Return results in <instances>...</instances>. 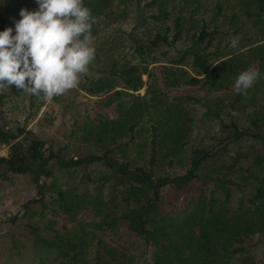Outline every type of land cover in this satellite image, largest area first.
Returning a JSON list of instances; mask_svg holds the SVG:
<instances>
[{"label":"trees","instance_id":"16d2710c","mask_svg":"<svg viewBox=\"0 0 264 264\" xmlns=\"http://www.w3.org/2000/svg\"><path fill=\"white\" fill-rule=\"evenodd\" d=\"M132 1L137 10L147 12L137 13L131 28L124 32L123 18L119 19L124 10L111 6L113 0H83L95 19L102 14V17L110 16L112 23L117 21L112 34L105 37L108 47L122 49L121 37H126L132 53L144 58L143 65H138L110 57L109 64L99 68L102 76H83L80 84L88 95H104L97 100L101 106L114 107L115 114L110 118L95 115L81 126L85 140L97 144L106 141L112 144L111 148L105 146L96 153L65 157L61 147L50 145L24 126L0 125V145L6 147V154L0 156L4 174L26 175L35 193L34 198L22 203L23 212H28L34 204L44 206V194L53 189L58 209L74 226L63 235L45 236L29 225L35 264H84L82 243L89 239L85 234L86 226L112 228L117 224L137 237L144 250L141 254L146 257L140 261L148 264H257L248 252L246 241L251 235H264V176L258 172L264 169V114L252 105L250 126L243 127L227 114L237 101L243 100V94H235L217 109L208 108L204 99L208 97L214 103L211 96L218 98L227 93L251 60L258 61V70L263 67L264 54L260 51L264 44L259 34L264 30V0ZM118 2L123 4L125 0ZM223 3L230 4V13L223 11ZM37 7L35 0H0V31L6 27L15 30L21 8L31 11ZM238 15L240 22L243 19V23L249 22L258 28L257 34L244 45L248 47V54L244 55L241 50L233 53L209 50L217 32L213 21L226 18L232 25L238 22ZM151 22L158 26L147 34L145 41L137 40L136 29ZM113 37L119 40L115 48ZM161 47H172L177 53L175 58L164 59L192 71L191 74L181 68V73L176 74L174 70L166 71L163 65L160 67L162 84L168 87L201 84L206 88L203 98L178 97L168 102L167 96L164 98L160 92V96L154 94L147 101H139L142 98L131 93L147 85L152 78L154 72L146 71L145 65L156 60L149 62L144 56ZM142 74L146 75V82L141 79ZM153 84L159 88L155 79ZM122 94L129 98L123 100ZM186 99L190 101L185 102ZM191 104L200 105L205 118L218 119V136L207 132L196 134L198 140L207 138L205 144L200 141L189 144L194 135L189 114ZM145 121L148 134L141 137L140 124ZM137 138H144L142 143L148 149L145 166L124 156L126 146ZM243 140H252L261 147L255 150L253 144L244 146ZM215 146L218 147L214 149ZM245 147H253L255 151ZM181 156L186 159L182 169L169 173L166 168L173 166ZM160 162L165 163L163 170L159 168ZM52 163L60 169L100 164L107 171L104 179L108 180V197L104 200L99 193L55 189L54 183L46 182L52 175ZM196 182L199 191L195 196L189 195L177 204L163 201V189L181 190ZM246 186L249 191L244 195ZM232 191L237 193V198L231 205ZM83 209L93 213L90 222L76 219V213ZM9 240L10 247L15 249L18 239L10 236ZM14 254L19 256L20 253L13 251ZM133 259L125 248H114L99 239L91 264H139Z\"/></svg>","mask_w":264,"mask_h":264},{"label":"rangeland","instance_id":"374dc122","mask_svg":"<svg viewBox=\"0 0 264 264\" xmlns=\"http://www.w3.org/2000/svg\"><path fill=\"white\" fill-rule=\"evenodd\" d=\"M117 1L119 0H113V5H110L116 8L121 7L124 10V15L119 17V19L123 18L121 27L124 32H127L131 28L137 13H146L147 11L137 10L132 0H125L123 4H120L121 2L117 3ZM204 1L213 2L214 0ZM114 7L112 10H115ZM222 8L225 13H230L232 9L230 4L227 3H223ZM101 15L96 18L100 19L98 22L96 20L91 29L92 46L95 48V58L91 62L88 72L86 74H81L77 87L68 90L61 96L53 97L51 102L44 99L43 94L37 97L36 95H30L25 91L18 90L15 86L10 87L9 90L0 91V125L24 126L38 137L44 138L50 145L61 147L62 155L65 157H76L87 153H96L104 149L105 146L111 148L112 144L106 141L97 144L93 141L85 140L81 131V126H84L88 122V118L94 117L95 115L108 116L110 118L115 114L114 107L109 105L101 106L97 100L104 95H88L81 89L80 84L84 80L83 76H93L94 78H98L99 75L102 76L103 74L99 73V68L106 67L107 64H109L110 57L119 59V62H129L138 65H143L141 63L144 58L139 57L136 53H132L126 37H121L122 49L119 50L117 47L112 50L108 47L107 43L104 42L105 37L107 34H112L111 29L114 28L117 21L112 23L110 16L102 17ZM236 19L238 22L232 25L228 23L226 18L220 17L213 21V23L217 24V32L214 39H212L209 50H214V52H227L229 50V53L241 50L244 55L248 54V52H246L248 47L244 45L248 43L249 38L252 39L254 35L257 34L258 28L255 29L249 22L243 23V19L240 22L239 15ZM155 26H158V24L151 22L145 23L142 27H138L134 32L137 40L139 38L145 41L147 34L152 32ZM259 35L260 42L264 44V30ZM234 37L239 38V46L236 49L229 47L230 39ZM118 44L119 40L113 37L112 45L114 48ZM176 46H179V44ZM97 47H99V49ZM260 53L264 54V47L261 49ZM153 56L155 59H151ZM175 56H177V53L172 47H161L158 48V50L155 49L151 51L147 56H144L149 62L156 61L145 65L146 71L151 70L154 72L152 78L148 80L147 85H143L139 90L131 92L134 96L137 95L142 98L139 99V101H147L150 97H153L154 94L155 97H157L160 92L163 97L164 95L167 96L166 101L168 102L174 101L178 97L188 96L195 99L205 96L206 88L201 84L191 86L181 85L178 87H168L162 84L160 67L163 65L167 67L166 71L174 70L176 74H179L182 68L192 74L189 67H185L184 65L177 66L171 63L170 60L164 59L175 58ZM244 59L245 58H243V62ZM218 61L219 60L214 63ZM257 66L258 61L251 60L247 65V69L253 67L258 69ZM259 70L261 78H258L256 83L247 90L246 94H243V100L237 101L231 111H223L227 112L230 118L236 120L240 126L242 123L243 127L250 126L249 120H251L250 112L252 110V105H256L257 109L259 108V110H261L260 114H264V64ZM165 74L167 75V72ZM141 79L146 82V75L142 74ZM154 79L159 88L153 84ZM115 89H120V87H116ZM235 94L234 86H231L223 96L218 98L215 97L216 95L211 96V98L214 99V103H212L208 97H205L204 100L208 108H216L220 103H227L232 100ZM250 97L252 100H249ZM128 98L129 96L122 94L123 100H127ZM189 101L190 100L187 99L185 100V102ZM189 108V114L192 117L191 119H193L192 132H194L192 133V135H194L190 139L189 144L192 142L197 144L199 141L205 144V142L208 141L207 138L205 140H198L196 134L199 133L207 132L209 135L213 134L214 136L220 134L217 128L218 119L216 117L205 118L201 115V112H203L201 111L202 107L198 104L193 106L191 104ZM222 117L226 120L224 115ZM251 127H253L252 124ZM147 128V121L140 124L139 132L142 135L141 137H145L148 134ZM142 140H144V138H137L134 139L132 143H129L126 146L127 149L125 150L124 156L136 164H143L145 166L147 160L146 152L148 149L146 144L142 143ZM227 141L228 140H225L224 142ZM251 144H253L255 150L261 147L257 142H252V140H243L244 146H251ZM217 147L218 146H215L214 149ZM254 148L245 147V149L251 151H255ZM5 154L6 147L0 145V156H4ZM117 155L116 153V156ZM185 161V157L181 156L178 161L172 164L173 166L167 167L166 169L169 173L179 172L184 166ZM159 165L160 170L165 168V163L160 162ZM2 169L0 165V264H35L37 262L34 261L36 253L33 252V244L28 233L29 225L36 227L41 231V234L45 236L63 235L72 230L74 226L58 209L53 199L55 195V192H52L53 189L51 192L44 194V206L34 204L28 212L24 213L23 207H21L22 203L27 199L35 197L32 185L26 175L4 174ZM51 170L52 175L46 182L47 184L54 183L53 185L56 186L54 187L55 189L60 187L70 188L76 193H99L100 197L104 200L108 197V180L106 181L104 179L107 171L100 164H91L86 168L76 167L71 169H60L57 167L56 163H52ZM258 172L264 176V169ZM198 191L197 182L190 183L181 190H173L171 188L163 189L162 198L163 201L177 204L189 195L195 196ZM248 191L249 188L247 186L243 188L244 195H246ZM50 197H52V200ZM236 198L237 193L232 191L229 199L231 205L234 204ZM165 205L166 204L163 206L164 208L167 207ZM11 219L15 221L13 222ZM76 219L81 222H90L93 219V213L89 209H83L76 213ZM95 220H99V218H95ZM79 234L81 235V232H79ZM85 234L89 239L86 237L87 241L82 243L81 255L83 256L82 262L84 264H91L93 262L94 254L97 249V241L99 239L114 248L122 250L125 248L128 254L134 258L133 261L135 263L148 264L145 261H140L142 260L141 258H146L141 254L144 250L140 241L132 232L119 224L112 228H110V226L102 228L86 226ZM10 236H14L18 239L15 249L10 247ZM246 242H248V252L253 260L257 262V264H264V235H251ZM13 251H19V256H15V254L12 255Z\"/></svg>","mask_w":264,"mask_h":264},{"label":"clouds","instance_id":"9594fccd","mask_svg":"<svg viewBox=\"0 0 264 264\" xmlns=\"http://www.w3.org/2000/svg\"><path fill=\"white\" fill-rule=\"evenodd\" d=\"M35 2V10H19L15 30L0 31V91L15 86L51 102L77 87L88 72L95 58L91 29L96 19L83 0ZM238 46L239 38H231L229 47ZM258 78L254 67L241 71L234 92L246 94Z\"/></svg>","mask_w":264,"mask_h":264}]
</instances>
